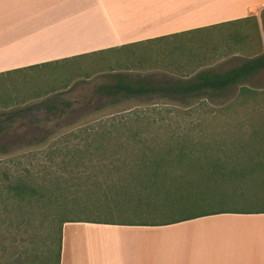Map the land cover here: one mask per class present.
Masks as SVG:
<instances>
[{"label": "trees", "instance_id": "16d2710c", "mask_svg": "<svg viewBox=\"0 0 264 264\" xmlns=\"http://www.w3.org/2000/svg\"><path fill=\"white\" fill-rule=\"evenodd\" d=\"M243 21H249L252 43L258 45L256 22L252 16H247L94 52L168 40L167 54L184 56L183 65L193 66L192 70L179 72H176L178 68H166L169 73L181 74L180 77L155 82L115 74L111 82L96 86L94 93L109 98L158 95L181 104L188 98L198 97L200 105L209 113L254 101L264 95V85L247 86L246 82L264 69L263 53L255 51L244 55L237 64L223 70L205 68L220 57L231 55L233 51L229 47L236 44V38L246 37L233 29L226 35L221 34L223 29ZM260 23L264 36V7ZM218 44L227 51L206 62L207 53L214 52ZM197 51L204 54H195ZM213 97L221 98V101L211 102L218 109L203 103ZM229 99L233 102L223 105ZM87 130H82L84 135L73 143L74 151L79 152V156L80 152L87 151L103 155L108 160L105 171L110 177L117 176L109 181L94 180L92 185L99 195L92 204L94 209L88 212L95 211V218L68 216L74 206L82 204L68 201L64 190L58 191V183H45L16 174L4 175V180L0 181V244L5 234L10 235L9 229L21 223L19 220L25 210L55 208L52 212H44V235L38 245L39 253L31 255L30 264H59L61 226L65 222L163 225L216 213H264V117L119 115ZM72 137L78 135L72 133ZM35 139V144H40L45 137ZM65 139L61 143L68 142ZM207 199L230 201L232 205L195 208ZM1 256L0 250V264H3Z\"/></svg>", "mask_w": 264, "mask_h": 264}, {"label": "rangeland", "instance_id": "374dc122", "mask_svg": "<svg viewBox=\"0 0 264 264\" xmlns=\"http://www.w3.org/2000/svg\"><path fill=\"white\" fill-rule=\"evenodd\" d=\"M93 1L96 0H31L23 9H18L13 16L27 18L30 22L38 23L34 24L35 27H43L58 18L69 16L85 8L87 10ZM244 1L175 0L168 5V8L171 6L173 10V28H180L203 22L205 19L203 16L208 15L206 14L208 12L214 15H222V12L225 15H231L233 6ZM102 2L105 3L106 8L110 7L115 12L129 11L131 13L140 10V5L144 3L152 4L151 0H102ZM259 10L257 5L247 10L255 15L257 20L259 44L252 43L249 21L223 29L222 35H226L233 29L246 37L242 40L236 38V44L229 47L233 51L231 55L220 57L213 63L205 65V68L212 71L223 70L237 64L244 55L255 51L264 54V36ZM116 17L119 20L125 19L121 14H116ZM168 20L170 21L171 18L168 17ZM213 34L217 37V32ZM152 43L151 45L137 43L107 52L50 62L46 65L42 63L1 75L0 181L4 180V175L16 174L21 177L29 176L45 183H58L60 188L58 191L62 192L63 189L64 197L68 201H73V204L75 202L82 204V206H74L72 213L68 216L95 218V211L88 212L89 209H94L92 204L99 195L92 185L94 180L109 181L117 176L111 175V178L107 174L105 165L108 160L102 157L103 155L87 151L80 152L79 156V152L74 151L73 143H77L84 135L82 130L95 129L97 125H101L109 118L119 115H259L264 117V95L256 97L254 101L241 107L209 113L200 105L201 99L198 97L184 100L187 104L185 105L158 95L109 98L94 93L96 86L111 82L115 74L126 75L129 79L138 76L155 82L165 80L167 77H180L181 74L169 73L166 68H178L176 72L193 69L191 68L193 66L183 65L186 61L184 56L167 54L168 40ZM216 47L214 52L207 53L206 62L216 59V54L224 53L227 49L219 44ZM234 49H236L235 52ZM181 52L184 53V51ZM202 53V51L195 52V54ZM166 63H172V65ZM246 85H264V69L250 78ZM217 101H221V98L213 97L203 103L206 102L212 109H218L211 104ZM45 102L55 106V110L49 115H33L31 107ZM232 102V99L225 100L223 105ZM72 133L78 137L73 138ZM37 137H45V139L42 143L35 144ZM63 138H66L68 142L61 143ZM247 203L251 204V202ZM252 203L260 204L256 201ZM214 205L225 207L231 206L232 202L207 199L203 205L195 206V208H211ZM41 210L43 211L25 210V215L19 220V222L22 221L18 227L9 229L10 235L5 234V239L0 244L3 264H30L31 255L34 252L39 253L38 245L44 235L46 220L43 217L45 213L52 212L55 208L45 207Z\"/></svg>", "mask_w": 264, "mask_h": 264}, {"label": "crops", "instance_id": "0c3cea01", "mask_svg": "<svg viewBox=\"0 0 264 264\" xmlns=\"http://www.w3.org/2000/svg\"><path fill=\"white\" fill-rule=\"evenodd\" d=\"M29 1L0 0V76L196 26L247 16L257 22L247 10L257 5L260 19L264 7V0H245L231 15L208 12L199 24L173 28L168 5L175 0H151L133 13L96 0L35 27L13 16ZM59 264H264V213H216L163 225L65 222Z\"/></svg>", "mask_w": 264, "mask_h": 264}, {"label": "flooded vegetation", "instance_id": "af4514ba", "mask_svg": "<svg viewBox=\"0 0 264 264\" xmlns=\"http://www.w3.org/2000/svg\"><path fill=\"white\" fill-rule=\"evenodd\" d=\"M55 110V106H52L51 103H43L34 105L31 107V112L33 115H49Z\"/></svg>", "mask_w": 264, "mask_h": 264}]
</instances>
